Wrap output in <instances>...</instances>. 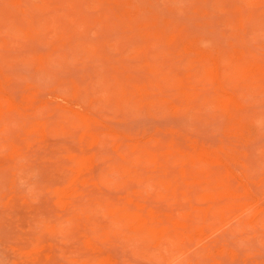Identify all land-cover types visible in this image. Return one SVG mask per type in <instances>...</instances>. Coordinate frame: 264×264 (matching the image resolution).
<instances>
[{"label": "rangeland", "instance_id": "obj_1", "mask_svg": "<svg viewBox=\"0 0 264 264\" xmlns=\"http://www.w3.org/2000/svg\"><path fill=\"white\" fill-rule=\"evenodd\" d=\"M0 264H264V0H0Z\"/></svg>", "mask_w": 264, "mask_h": 264}]
</instances>
